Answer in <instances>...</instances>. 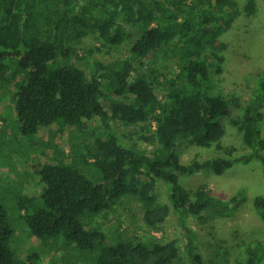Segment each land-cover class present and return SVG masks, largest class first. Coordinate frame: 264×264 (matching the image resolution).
<instances>
[{
    "label": "trees",
    "instance_id": "1",
    "mask_svg": "<svg viewBox=\"0 0 264 264\" xmlns=\"http://www.w3.org/2000/svg\"><path fill=\"white\" fill-rule=\"evenodd\" d=\"M256 10V0H244L241 8L236 0H0V80L9 64L23 73L15 95L21 133L58 122L81 136L91 133L93 121L101 126V135L81 142L75 153L81 166H95L100 181L62 158L33 168L18 207L34 240L55 243L71 264L83 258L80 252H87L81 261L90 264H172L179 255L175 239L162 241L150 231L159 230L173 211L188 234L185 249L192 264H202L186 220L224 216L237 197L223 202L203 185L186 189L178 177L204 170L221 174L252 159L264 166L258 102L264 100V74L257 96L247 103L233 92L212 91L211 77L221 73L224 61L219 34L240 12L249 16ZM87 36L98 40L97 51L128 42V56L109 63L96 58L89 65L80 51ZM167 51L176 66L170 75L144 70ZM111 121L128 136L136 126L137 138L156 146L145 151L121 145ZM225 123L240 132L248 152L231 158L233 147H221ZM191 144H214L228 157L180 162L182 147ZM157 180L170 186L168 203L157 199ZM130 198L138 203L147 234L107 239V214ZM252 206L264 220V180ZM12 231L0 204V264L17 263L9 246ZM260 252L259 241L245 242L237 264H260Z\"/></svg>",
    "mask_w": 264,
    "mask_h": 264
},
{
    "label": "rangeland",
    "instance_id": "2",
    "mask_svg": "<svg viewBox=\"0 0 264 264\" xmlns=\"http://www.w3.org/2000/svg\"><path fill=\"white\" fill-rule=\"evenodd\" d=\"M241 8L244 0H236ZM257 10L246 16L240 12L230 25L219 34V39L225 43L222 50L224 61L220 74L212 77L214 87L212 91L226 95L235 93L242 103L251 101L256 95L258 77L264 74V0H256ZM98 40L87 36L81 43V52L85 61L90 65L93 59L109 63L128 56L129 43L108 49L101 47L94 49ZM90 50V51H88ZM153 59L144 67L147 73H165L170 75L176 66L171 53ZM8 62V61H5ZM11 62V61H10ZM9 64V63H8ZM16 65L9 64L5 77L0 80V204L5 209L7 220L12 227L9 246L13 251L16 264H65L66 253L56 248L54 244H41L33 239L25 223L23 211L18 207V200L25 192V186L31 182L33 168L37 165L51 162L53 158H62L65 162L78 167L79 170L94 182L100 181V173L95 166L88 162L81 166L75 157L81 142H91L95 135H101L100 124L93 121L89 126L91 133L79 136L73 127L60 126L58 122L48 127H41L28 135L21 133L15 114V99L22 72H16ZM16 72L13 77L12 73ZM153 74V75H154ZM212 85V83H211ZM261 104L263 117L260 121V137L264 139V100ZM112 132L117 141L125 146H134L145 151L152 150L156 145L143 142L133 133L136 126L129 127L131 135H124L123 127L116 122H110ZM221 147H233L232 157L239 156L248 149L242 145L241 134L233 126L225 123L224 135L220 138ZM83 151V149H82ZM180 162L190 160L203 161L209 158H227L223 149H216L214 144L208 147L195 144L185 145L180 151ZM264 154V148L261 150ZM263 168L258 159L249 162H236L225 169L221 174L212 171H199L192 175L179 176V183L188 190L205 186L211 194L223 202L236 196V202L231 205L235 208L226 215L209 214L202 220L189 216L186 225L191 229L193 239V253H197L202 264H237L242 245L249 240L260 242V264H264V220L253 209L252 199L260 195L263 189ZM157 199L169 202L170 186L168 183L157 180L155 186ZM101 219V218H100ZM105 237L112 239L113 235L123 237L146 235L142 226L141 210L138 203L130 198L115 205L107 214L104 222ZM150 234L162 241L175 239L179 255L172 264H192L185 244L187 232L181 227L177 215L170 211L159 230H151ZM87 252H80L85 258ZM31 256V262H24V258ZM73 254V259H74ZM71 258V259H72ZM82 258V259H83ZM81 259V260H82ZM77 259V264H90L86 260ZM71 264V263H67Z\"/></svg>",
    "mask_w": 264,
    "mask_h": 264
}]
</instances>
